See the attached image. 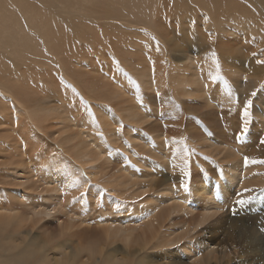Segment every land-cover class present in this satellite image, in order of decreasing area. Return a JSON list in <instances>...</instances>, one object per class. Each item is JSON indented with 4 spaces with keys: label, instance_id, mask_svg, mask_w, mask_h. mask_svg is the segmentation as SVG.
<instances>
[{
    "label": "bare ground",
    "instance_id": "obj_1",
    "mask_svg": "<svg viewBox=\"0 0 264 264\" xmlns=\"http://www.w3.org/2000/svg\"><path fill=\"white\" fill-rule=\"evenodd\" d=\"M194 3L209 9L210 22L200 16L196 18L198 24L191 19V24L187 25L188 19H184L176 28L173 26L176 21H172L169 29L165 28V45L172 52L170 56L165 52V67L151 64V55L143 51L147 58L141 53L136 58L146 60L150 65L148 69L141 67L142 61L138 60L131 67L124 55L118 61L126 69H103V66L89 69L88 62L87 69H58V80L69 81L74 89L62 88L53 94L57 99L52 106H61L48 117L30 113L29 106L23 101L24 106L18 97L10 95L9 99H3L10 106L0 125H7L9 129L12 126L14 137L9 135L1 145L6 143L4 151L19 152L14 166L21 165L20 171L14 167L11 173L17 176L27 173L29 179L36 177L34 183L54 184L51 190L58 192L61 208L66 195L68 200L86 197L89 201L90 198L89 211L94 206L100 209L102 202L109 208L102 210L98 218L89 215L86 220L73 224L60 223L56 238L62 241L52 247L48 245L45 253L53 264H100L102 261L154 264L147 252L157 249L162 250L163 264L166 260L167 264H186L184 258H188L190 264L198 261L211 264L221 253L210 243V237H204L206 231L199 229L228 203L251 197L246 186L264 183V165L249 166L237 159L232 153L235 151L228 148L220 125L215 126L201 144L187 146L173 141L183 133L173 127L177 120H172L171 115L177 113L180 117L181 109L197 112L204 107L208 108V113L215 108L213 112L221 115V109L231 103L230 85L238 92L242 108L249 100L252 102L250 110L261 117L264 130V100L261 94L252 95L256 84L264 82V63H260L264 61V0H194ZM186 12L195 11L191 6ZM115 48L108 47L107 52L116 54ZM204 50H209L210 54L199 57ZM95 52L97 56L106 57L102 51ZM209 55L212 59L207 61ZM142 85L148 91L151 86L157 90L144 92V99L149 100L147 104H138L137 93L130 95L129 89L137 90ZM157 93L158 99L165 101V109L158 104L155 108L150 102L157 100ZM79 95L85 100L70 102L73 96ZM175 103H180L181 108ZM34 104H41V99ZM224 117H230L228 112H224ZM21 119L19 128L17 124H21ZM194 128L206 132L201 126ZM188 135L189 138L195 136ZM9 139L12 146L8 145ZM194 147L204 158L201 164L198 158L182 153L183 149L192 152ZM27 148L34 159L25 154ZM186 160L192 166L187 170L191 172L189 177L194 186L190 191L183 189L173 194L171 190L170 193L165 186V176L163 181L157 179L160 169H182ZM215 164L222 171L215 172ZM8 195L17 205L24 196L26 200L30 196L24 193L18 196L13 189ZM14 207H0V225L23 218L22 222L31 223V230L25 233L27 236L41 221L34 222L33 217L46 215L48 209L43 211L36 198L33 206H26V211ZM114 212L123 215V220L105 218L115 215ZM194 215L190 226L179 221L180 233L175 235L171 230L177 224L174 219ZM92 234L96 238L88 237ZM193 239L199 240V246L201 244L205 250L202 260ZM118 241L122 244H117ZM172 244H177L176 249H168ZM51 252L57 257L55 254L52 257ZM177 252L184 258L174 260L172 254ZM78 258L80 261L74 263Z\"/></svg>",
    "mask_w": 264,
    "mask_h": 264
},
{
    "label": "rangeland",
    "instance_id": "obj_2",
    "mask_svg": "<svg viewBox=\"0 0 264 264\" xmlns=\"http://www.w3.org/2000/svg\"><path fill=\"white\" fill-rule=\"evenodd\" d=\"M237 1L242 2V0ZM195 3L194 0H0V120L6 108L10 106V103L3 99H9L10 95L20 98L24 106L27 104L29 106L27 110L30 113H38L46 117L56 113L61 105L52 106L56 104L52 102L57 99L53 94L58 93L62 88L74 89L69 81L58 80V69H87V62L90 65L89 69H102V66L103 69H126L118 59L124 55L132 67L133 64L142 61V58H136L140 53L142 57L147 58L145 54H142L143 51L151 55V64L161 68L165 65V52L167 56L172 54L170 48L165 45L167 42L165 28L169 29L173 24L172 21H176V24H173L176 28L181 26L184 19H188L187 25L191 24V19L198 24L196 18L200 16L201 19L206 18L210 22L209 9ZM191 6L195 11L192 12L195 13L194 15L186 12V9H190ZM174 9L178 12L175 13ZM156 22L160 24L155 25ZM108 47H116L117 53L107 52ZM129 48L131 51H127ZM95 50L102 51L106 57L97 56ZM204 54L208 55L210 51H202L199 57ZM211 59L209 55L207 61ZM149 66L146 60L141 62V67L148 69ZM150 88L148 91L142 85L138 86L137 90L128 89L130 95L137 93L138 104H147L149 100L144 99V92L149 94L157 91L153 90L152 86ZM230 88L231 94L228 97L231 103L221 109V115L213 112L215 108L208 113L206 107L197 112L181 109V112H178L180 117L177 113L171 115L172 120H177L173 127L183 133L181 138H175L173 141L187 146L201 144L205 137L210 135L208 133L216 129L215 126L220 125L222 134L229 143L228 148L235 151L232 153L237 159L245 163V157H247L249 162L245 164L263 166L264 163H259L264 161V152L262 153L264 143H261L264 141V130L261 129L262 119L259 115H253L250 109L249 116L245 117L244 108L239 104L238 92L231 85ZM255 91L253 97L261 94L264 100V82L256 84ZM155 98L157 100H150L153 107L157 108L159 105L165 109V101L158 99V93L155 94ZM39 99L41 104L36 106L34 101ZM82 99L85 100L80 95L73 96L70 102L76 103ZM167 103L170 104L169 101ZM174 105L181 108L180 103ZM59 109L62 110L61 107ZM224 112H228L230 117H224ZM245 120L248 121L247 132L243 131ZM20 121L21 124H17L19 128L22 127L23 119ZM2 122H5L4 118ZM200 126L207 133L194 128ZM161 128L165 130V126ZM11 129L12 126L9 129L7 125L4 127L0 125V207L14 205V209L17 208L18 211H26V206H33L36 198V201L41 203L43 211L47 209L46 207L48 209L45 211L46 215L33 217L34 222L37 219L41 221L37 228L32 230L30 236L25 233L31 230V223L22 222L23 218L0 225V264H53L45 253L49 249L48 245L52 247L51 245L62 241L58 236L56 238V233L60 230L59 224L80 222L86 220L89 215L98 218L102 210H109V208L102 202L100 209L94 206L89 211L90 198L89 201L86 197L84 200L80 197L68 200V195L65 196L67 199L65 202L62 198L63 207L61 208L60 200L57 201L58 192L51 190L54 184L34 183L36 177L29 179L27 173L24 176L13 175L11 169L14 167L17 171L21 170V165L14 166L16 154L19 152L4 151L6 143L1 145L7 141L9 135L14 137ZM188 134L195 136L189 138ZM217 138L220 139V137ZM9 141L8 145L12 146L11 139ZM13 141L16 142L17 139ZM195 149L197 148L194 147L192 152L183 149L182 153L198 158L201 164L204 158ZM25 154L34 159L29 148L26 149ZM191 167L189 163L188 168ZM183 169L174 171L168 168L160 169L157 179L163 181L165 176V186L170 193L171 190L173 194L179 193L185 189L183 187L185 183L188 185L187 190L190 191L194 181L189 177L191 172L185 176ZM214 169L215 172L222 171L218 164L214 165ZM11 189L17 190L18 196H24L23 193L30 196L27 200L24 196L25 199L17 205L16 201L9 199L8 191ZM245 190H250L252 196L238 198L228 203L223 210L218 211L204 224L203 229H199L206 231L204 237H210V243L217 246L221 253L219 258L211 264H264V200H262L264 183L246 186ZM238 200H243L245 203L239 204ZM37 209L41 208L37 207ZM75 214H82V216L75 217ZM193 217L195 215L184 218L180 216L179 220L174 219L177 224L171 230L178 235L179 221H185L190 226L194 222ZM105 218L120 221L123 220V215L115 213ZM51 234L53 237L50 236ZM88 237L96 238L94 234ZM193 241H196L195 246L198 247L202 260L205 250L201 244L199 246V240L193 239ZM117 244L122 242L118 241ZM176 247L177 244H172L168 249H176ZM51 254L53 257L55 253L51 252ZM147 254L152 256L154 264H163L160 255L162 250L157 249ZM172 258L180 260L184 257L182 253L177 252L172 254ZM184 259L186 264H190L188 258ZM78 261H80L79 258L74 263ZM167 263L166 260L165 264ZM100 264L108 263L102 261ZM197 264L200 262L198 261Z\"/></svg>",
    "mask_w": 264,
    "mask_h": 264
},
{
    "label": "snow or ice",
    "instance_id": "obj_3",
    "mask_svg": "<svg viewBox=\"0 0 264 264\" xmlns=\"http://www.w3.org/2000/svg\"><path fill=\"white\" fill-rule=\"evenodd\" d=\"M260 63H264V61H260ZM73 91H75V90H73ZM252 95H255V93H253ZM251 106H252V102L249 100V101L247 102V104L245 105V107H244V115H245V117H248V116H249V109L251 108ZM90 114H91V113H90ZM247 130H248V121L245 120L243 131H244V132H247ZM261 143H264V141H262ZM248 162H249V161H248V158L245 157V163H248ZM253 162H255V161H253ZM259 163H264V161H259ZM187 168H188V163H187V160H186V161H185V164H184V169L182 170V171H183V174H184L185 176H188V175H189V173H188V171H187ZM183 187H184L185 190L187 191V189H188V185H187V183L183 184ZM237 203H239V204H243V203H245V201H243V200H238Z\"/></svg>",
    "mask_w": 264,
    "mask_h": 264
}]
</instances>
